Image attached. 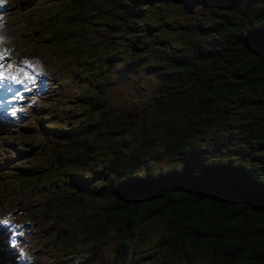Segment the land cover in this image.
Segmentation results:
<instances>
[{"label":"rangeland","instance_id":"obj_1","mask_svg":"<svg viewBox=\"0 0 264 264\" xmlns=\"http://www.w3.org/2000/svg\"><path fill=\"white\" fill-rule=\"evenodd\" d=\"M69 2L7 0L0 5V53L7 54L0 63L5 68L8 63L13 64V71L22 68L34 80V83L26 81L20 85L10 82L0 84V125L5 127L0 134V214L3 215L0 221L10 222L8 226L17 235L23 233L16 239L21 243L22 264L113 263L117 242L114 231L101 239H93L91 233H78L75 221L104 206V191L99 189L121 180L125 175L112 171L102 182L92 183L93 171L109 167L114 151L126 157L139 139L141 131L123 123L128 119L152 127L150 131L154 130V141L157 142L154 152L146 155L131 176L147 173L157 176L168 168L170 171L172 166H178L184 160L182 156L187 157L186 153L172 152V147L164 140L165 132L157 128L163 122L167 123V127L185 124L189 111L186 107L168 111L153 125L155 105L162 94L158 89L171 72V61L211 37L209 28L214 21L220 19L223 11L233 9L228 0H190L184 6L185 3L175 4L171 0H140L135 9L141 11L142 22L137 27H157V37L168 42L169 47L150 57L146 62L148 66H141L143 69L139 71L135 68L126 72L127 77L119 81L118 76L122 74L117 73L122 71L124 63L117 57L129 53L128 48H124L126 37L121 35L123 30L117 28L111 35L112 39H116L113 44L116 51L102 47L98 34L115 23L99 17L97 12L107 10L122 0H92V5L79 15ZM89 8L93 9L91 11L95 9V14L90 15ZM56 15L57 29L48 30L47 23ZM68 21L74 26L71 35ZM121 25L126 26L124 23ZM135 36L130 37L135 39ZM58 40H64L67 45L56 44ZM112 51L120 52L112 60L111 67L99 68L96 74L95 69L87 68L90 56L103 55L107 60ZM88 53L91 55H86ZM25 61L32 67H28ZM91 75H95L96 84L101 83L109 90L105 97L106 106L102 109L91 110L89 106H84L90 97L84 93L88 99L83 101L82 89L84 81L93 78ZM20 76L23 78V72ZM244 101L236 104L226 126H221L220 122L212 123L206 136L197 139L194 147H204L213 137H224L234 132L240 136L234 140V146L246 149L248 140L239 132ZM97 121L98 128L107 123L114 124L110 128H100L101 132L94 134L93 125ZM68 123L72 125L66 127ZM50 127L55 131L68 132V137L57 138V141L47 138L46 133L52 131ZM92 139L98 155L92 153L87 166L90 171L80 170L79 166L64 159L59 162L63 147L69 150L73 145L81 147ZM69 150L65 156L73 158L75 152ZM156 153L157 158L154 157ZM161 154L164 160L160 161ZM73 175L90 178L86 181L89 188L77 187L76 183H82L84 179L77 181ZM107 181L109 183L105 184ZM51 195L63 201L81 199L84 208L79 209L78 202L74 200L61 209L48 212L49 202L45 204V201ZM27 196L32 198L29 209ZM47 212V218L43 219ZM15 225L22 227L17 229ZM74 231L77 233L74 234ZM163 233V225L153 224L143 229L139 236L141 244L127 248L124 264H168L163 257L164 250L159 248ZM202 262L198 256L193 260L194 264Z\"/></svg>","mask_w":264,"mask_h":264},{"label":"trees","instance_id":"obj_2","mask_svg":"<svg viewBox=\"0 0 264 264\" xmlns=\"http://www.w3.org/2000/svg\"><path fill=\"white\" fill-rule=\"evenodd\" d=\"M139 1L122 0L97 15L108 19V13L116 23L123 17L126 26L130 20L138 25L142 16L135 6ZM183 1L186 4L190 0ZM228 1L233 9L223 11L220 19L214 21L209 28L211 37L173 61L172 75L163 83L155 105L153 125L168 111L188 109L185 124L167 127L163 122L157 130L165 132L168 146H175L176 152L191 151L190 159L157 176L150 173L131 176L146 154L154 150L156 141L154 130L150 131L152 127L129 120L123 123L143 135L133 153L121 157L114 151L109 167L93 171L92 183L102 182L115 165L125 175L99 189L104 191V206L75 221L78 233H91L93 239L114 231L117 242L112 264H124L126 245L138 247L142 230L153 224L163 225L159 248L164 250L168 264H194L197 256L203 260L201 264H264V0ZM91 3L92 0H70L69 5L79 15ZM91 9L90 15L95 14V9ZM57 22L56 15L47 23V29H57ZM68 22L71 35L74 26ZM56 44L67 45L64 40ZM244 99L239 132L248 140L246 149L234 146V140L240 137L234 132L213 137L204 147H194L197 139L206 136L212 123L226 126L236 104ZM104 103V98L96 99L90 104L91 110ZM111 124L114 122L107 123L105 128ZM51 130L46 133L51 140L68 137L64 130ZM94 144L92 139L81 147L73 145L70 150L63 147L59 162L64 159L86 170L92 153L98 155ZM67 150L75 152L73 158L65 156ZM73 177L77 181L91 180ZM83 182H77V187L89 188L88 182ZM25 199L29 209L32 198ZM74 200L79 209L84 208L81 199L63 201L55 195L49 196L45 204L49 202L47 210L52 212ZM0 216L3 217L2 213ZM12 233L13 229L0 223V264H22Z\"/></svg>","mask_w":264,"mask_h":264},{"label":"flooded vegetation","instance_id":"obj_3","mask_svg":"<svg viewBox=\"0 0 264 264\" xmlns=\"http://www.w3.org/2000/svg\"><path fill=\"white\" fill-rule=\"evenodd\" d=\"M138 4L139 3H137L136 6ZM131 5H133V4L131 3ZM184 5H186V4H183L182 6H184ZM106 16L108 18L107 20L113 21V19H111L108 16V13H106ZM118 21L119 22H122L123 21V17H120ZM140 22H142V19H141ZM114 23H115L114 25L109 24L107 26V28L104 29V32L103 33H99L98 34V37H99V39H101L100 44H101L102 47H104V46L105 47H110L111 50H114V45L113 44H114V41L116 39L115 38L112 39L111 38V35H113V32L117 28L123 30V32L121 33V35L123 37H126L125 38V42L126 43H125V47L124 48L125 49L128 48L127 50L129 51V53H127L125 55H120L119 57H117L118 59L121 58L122 61H123V63H124V65L122 66L123 67L122 68V71H120V72L117 73V74H120V75L122 74L121 77L118 76L119 81H122L125 77H127V76H125V73L126 72H128V71L130 72L131 70H133L135 68H136V70L139 71L140 69H143L145 66H148V65H146V62H147V60H149L150 57L154 56L160 50H165L166 48L169 47L168 42H164V41L160 40L157 37V30H158V28L155 27V26L147 27L146 29H144V27H142V26L141 27H137L139 25V23H138V25H133L132 22H131V20L129 21V25L128 26H124V27L122 25L116 23V22H114ZM136 34H138V36H135ZM131 35L135 36L136 38L135 39L131 38L130 37ZM131 39L133 41H130ZM120 43H122V42H120ZM160 43H164V44L163 45H160ZM132 45H135L136 48H145V49L142 52L132 51L131 50V46ZM114 51H116V49ZM114 51H112V53L109 54V56L107 57V60H106V57L103 56V55H100L99 57H95L93 55L90 56L91 53L86 54V55L90 56V58H89L90 63L87 60V65H89L87 68L91 67V69H95V74H96L99 68H101V69L104 68V67L106 68V66L107 67H111L112 60L115 59L116 56L118 55V53L120 52V51L119 52H114ZM174 60H176V59H174ZM174 60L171 61V65H170L171 66V72L169 73V75H167V79L170 77V75H172V70H173V66H174L173 65V61ZM87 65H85V67ZM141 66L143 68H140ZM91 76H93V75H91ZM130 78H132V77H130ZM95 81H96L95 75L93 76V78L91 80H85L84 81V88L82 89L83 101H84V98H87V97H84V93H86L90 97V99L87 98L88 99L87 105L89 104L90 109H91L90 104L92 102L96 101V99H98V98H104L105 99V97L107 96V91H109L107 89V87L105 89V87L102 86L101 83L100 84H96ZM162 85H163V83L160 85V87L158 89V92H161ZM91 86H93L94 89H93V94L90 96V92L92 91L91 88H93ZM92 97L94 99H92ZM84 106L86 107V105H84ZM105 106H106V102L104 103V105L102 107L94 108V110L102 109ZM125 121L128 122L129 119L128 120H125ZM98 125H99V121H98ZM105 127H106V125L100 126L99 128H95V124L93 125V129L94 130L100 129V128H102L101 130H103V129H105ZM132 129H135V128H132ZM140 135L141 136L136 141V143L133 144V146L130 149L129 153L126 154V157L129 156L130 153H133L135 147L139 144V141L142 140L143 135H142L141 132H140ZM156 146H157V142H156ZM156 146H155L154 150L156 149ZM173 147L175 148V146H173ZM173 147H172L171 151L172 152H176ZM154 150L151 152V154L154 152ZM176 153L179 154L178 152H176ZM190 153H191V151H187V153H186L187 154V158L184 157V156H182V158H184V160L183 161H180V163L181 162H185L186 160H189L190 159ZM146 155H148V154H146ZM157 156H158L157 153L154 154V157L157 158ZM146 157L147 156H145V158ZM145 158H143L142 161ZM159 160L160 161L161 160H164V158L162 157V154L160 155ZM142 161H141V163H142ZM110 162H112V161L110 160ZM119 167H120L119 165H115L113 167L112 171H118V172L122 173V170L119 169ZM173 168H174V166H172L171 169H173ZM90 169L91 168H89V167L86 168L87 172L90 171ZM168 172H170V171H168ZM163 173H165V172H163ZM108 176H109V174L106 177H108ZM130 245L133 246V244L130 243V244H127L125 248L127 249ZM124 253L126 255L128 253L127 250H124Z\"/></svg>","mask_w":264,"mask_h":264},{"label":"snow or ice","instance_id":"obj_4","mask_svg":"<svg viewBox=\"0 0 264 264\" xmlns=\"http://www.w3.org/2000/svg\"><path fill=\"white\" fill-rule=\"evenodd\" d=\"M0 5H2V3H0ZM6 55H7L6 53H0V61H4ZM24 63L27 64L28 67H32V65L28 64L27 61H25ZM13 68L14 66L11 63H8L6 68L3 63H0V83L10 82L11 84H15V85L23 84L26 81L34 83L33 77L29 75L27 72H24L22 68H16L14 71ZM22 72H23V78H21L20 76V73ZM13 111H15V109ZM0 223H3L7 227L10 222L5 220V221H0ZM14 227L19 229L22 227V225H15ZM12 235L16 236L17 233L13 232ZM19 235H23V233H19Z\"/></svg>","mask_w":264,"mask_h":264},{"label":"water","instance_id":"obj_5","mask_svg":"<svg viewBox=\"0 0 264 264\" xmlns=\"http://www.w3.org/2000/svg\"><path fill=\"white\" fill-rule=\"evenodd\" d=\"M173 3L175 4H181L183 3L184 1L183 0H171ZM164 43H160V45H163ZM145 48H136L135 45H132L131 46V50L132 51H138V52H142ZM2 127V128H1ZM4 130V127L3 126H0V133H2Z\"/></svg>","mask_w":264,"mask_h":264},{"label":"clouds","instance_id":"obj_6","mask_svg":"<svg viewBox=\"0 0 264 264\" xmlns=\"http://www.w3.org/2000/svg\"><path fill=\"white\" fill-rule=\"evenodd\" d=\"M6 2H7V0H0V3H2V4L6 3ZM0 27H2V25H0Z\"/></svg>","mask_w":264,"mask_h":264},{"label":"bare ground","instance_id":"obj_7","mask_svg":"<svg viewBox=\"0 0 264 264\" xmlns=\"http://www.w3.org/2000/svg\"><path fill=\"white\" fill-rule=\"evenodd\" d=\"M3 230V229H2Z\"/></svg>","mask_w":264,"mask_h":264}]
</instances>
